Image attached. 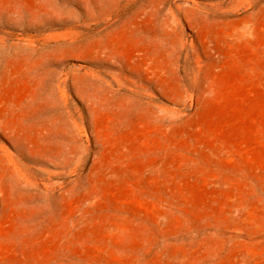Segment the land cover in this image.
<instances>
[{"label":"rangeland","instance_id":"374dc122","mask_svg":"<svg viewBox=\"0 0 264 264\" xmlns=\"http://www.w3.org/2000/svg\"><path fill=\"white\" fill-rule=\"evenodd\" d=\"M0 264H264V0H0Z\"/></svg>","mask_w":264,"mask_h":264}]
</instances>
